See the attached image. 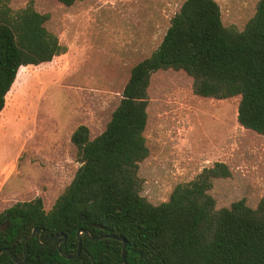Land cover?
I'll use <instances>...</instances> for the list:
<instances>
[{"label":"trees","instance_id":"trees-1","mask_svg":"<svg viewBox=\"0 0 264 264\" xmlns=\"http://www.w3.org/2000/svg\"><path fill=\"white\" fill-rule=\"evenodd\" d=\"M52 1L70 8L84 0ZM11 2L0 0V116L22 68L51 63L66 51L46 27L48 14L32 2L13 10ZM149 10L147 26L153 29L156 17ZM125 59L131 66L105 130L91 138L81 125L71 135L79 164L74 179L49 211L36 198L1 212L0 251L24 261V244L40 229L42 243L64 234L60 248L75 256L77 233L85 229L94 238L126 239L128 264H264V187L254 193L230 165L216 162L155 204L142 195L140 177L141 165L151 156L150 92L160 73L187 79L200 99L236 100L246 141L264 143V0H258L242 30L225 25L215 0H183L160 43L150 50L129 48ZM118 64L120 58L111 57L106 74L111 77L108 67ZM216 182L234 185L219 197L213 195ZM80 216L87 221H79ZM59 240L48 246L30 241L25 264H124L118 240L95 242L82 234L79 258L72 260L58 252ZM0 264L16 263L3 252Z\"/></svg>","mask_w":264,"mask_h":264},{"label":"rangeland","instance_id":"rangeland-1","mask_svg":"<svg viewBox=\"0 0 264 264\" xmlns=\"http://www.w3.org/2000/svg\"><path fill=\"white\" fill-rule=\"evenodd\" d=\"M182 1L84 0L67 8L52 0H12L13 10L32 2L48 14L46 27L66 51L51 63L22 68L7 97L0 116V213L36 198L46 211L53 207L79 167L71 135L81 125L89 128L91 138L105 130L131 66L125 59L128 49L140 45L150 50L160 43ZM215 1L225 25L239 30L254 16L258 2ZM149 6L157 16L153 29L147 26ZM113 56L121 64L108 65L110 77L105 71ZM150 94L151 156L140 167L148 201H166L177 184L194 180L216 162L230 165L254 193L263 192L264 143L246 141L236 100L200 99L187 79L163 73L154 76ZM233 185L216 182L213 195L220 197Z\"/></svg>","mask_w":264,"mask_h":264},{"label":"water","instance_id":"water-1","mask_svg":"<svg viewBox=\"0 0 264 264\" xmlns=\"http://www.w3.org/2000/svg\"><path fill=\"white\" fill-rule=\"evenodd\" d=\"M79 221L86 222V221H87V218H86L85 216H80V217H79ZM82 234L87 235V237H88L89 240H91V241H95V242H97V241H102V240H105V239H112V240H118V241H120V242L122 243V259H123V262H124V264H128L127 261H126V258H125V252H126V248H127V242H126V239H124V238H119V237H116V236H111V235H105V236H101V237H99V238H94V237H92V236L89 234V232H88L87 230H85V229H80V230L78 231V233H77L78 238H79V246H78L77 254H76L75 256L67 255V254H65V253L61 250L60 246H61V244L64 242V240L66 239V237H65L64 234H62V233H61V234H58V235H56L55 237H53V238L51 239L50 242H48V243H42V242L40 241V229H35V230L32 232L31 236H30V237L26 240V242H25L24 247H23L24 255H25V260H24V261H19V260H17L16 258H14L13 255L10 253V251L7 250V249H4V250L0 251V256H1V254H2L3 252H7V253H9L11 259H12L16 264H25V263L27 262V246H28V244H29L30 241H32L33 239H36L37 242H38V244H39L40 246H48V245L52 244L56 239H60V240L58 241L57 245H56V246H57V249H58V252L60 253V255H61L62 257H64L65 259H67V260L77 259V258H79V255H80V252H81V235H82Z\"/></svg>","mask_w":264,"mask_h":264},{"label":"crops","instance_id":"crops-1","mask_svg":"<svg viewBox=\"0 0 264 264\" xmlns=\"http://www.w3.org/2000/svg\"><path fill=\"white\" fill-rule=\"evenodd\" d=\"M148 9H150L149 11H150V15L152 16V17H156L157 18V16L156 15H153L152 13H151V10H152V7L151 6H149V8ZM147 13H148V11H147ZM158 23L156 22V24L155 25H157Z\"/></svg>","mask_w":264,"mask_h":264}]
</instances>
